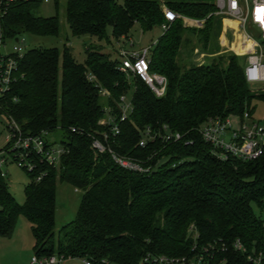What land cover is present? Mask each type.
<instances>
[{
    "label": "trees",
    "instance_id": "trees-1",
    "mask_svg": "<svg viewBox=\"0 0 264 264\" xmlns=\"http://www.w3.org/2000/svg\"><path fill=\"white\" fill-rule=\"evenodd\" d=\"M215 1L65 0V20L74 37L106 40L110 27L113 38L120 40L128 39L135 25L142 32L167 27L149 52V71L167 81L164 96L156 98L147 85L131 78L130 115L118 122L119 134L108 141L118 157L148 171L124 170L109 154L96 155L91 149L94 138L111 135L112 125L100 122L119 120L121 98L130 89L118 68V52L112 60L100 47L87 49L79 63L67 45L62 50L30 49L16 61L0 115L13 121L23 137L40 138L44 152L61 154L57 164H49L30 149L27 161L35 168H21L29 178L22 204L0 168V238H10L22 216L30 224L38 259L143 264L147 256L192 260L205 255V249L211 264H247L248 256L264 259V153L250 161L218 159L199 135L209 118H242L246 112L252 117V102H264V90L255 93L245 80L246 58L208 51L215 28L217 39L221 31ZM39 3L2 6L1 45L23 34L59 35L58 14L38 16ZM55 6L58 11V0ZM164 9L179 18L168 22ZM181 18L204 25L185 27ZM189 36L212 56L208 63L199 65L191 58L196 47ZM187 46L183 62L181 52ZM147 128L155 139L141 147ZM171 132L179 133L181 141L164 142ZM8 157L15 162L12 154ZM57 182L82 191V196L74 220L55 232ZM237 242L243 252L234 250Z\"/></svg>",
    "mask_w": 264,
    "mask_h": 264
},
{
    "label": "built area",
    "instance_id": "built-area-1",
    "mask_svg": "<svg viewBox=\"0 0 264 264\" xmlns=\"http://www.w3.org/2000/svg\"><path fill=\"white\" fill-rule=\"evenodd\" d=\"M15 1L28 2L34 0H0V17L2 15V6ZM38 1L47 4L50 0ZM215 7L217 15H225L228 18L226 21L237 24V29L242 38L240 48H244L245 51L241 54L232 51L236 56H246L243 74L247 84L250 88L263 84L264 0H216ZM164 17L168 22H173L179 18V16L168 9H164ZM248 28L254 29L255 33L248 32ZM161 29L165 31L167 27L162 25ZM122 41L123 44H128L129 48L120 47L118 50L120 60L119 71L129 78L138 79L143 82L156 98L164 96L167 86L166 79L163 76L149 71V52L152 46L136 50L132 48L133 43L131 40L122 38ZM22 55L23 53L20 47H14L9 54L0 55V104L5 93L9 91L13 76L17 71L16 61ZM121 101H124V98H121ZM129 110L130 107L123 106L122 114L118 121L116 119H109L100 122L101 125H112L110 127L111 135L104 133L102 139L94 138L91 142V149L96 155L109 154L111 159L124 170L146 173L148 169L143 168L140 163L118 157L108 144L110 137H115L119 134L118 122L126 119ZM4 120L7 131L5 140L7 149L0 151L2 177L7 176L2 167L8 162V154L9 156L10 154L13 155L14 163L17 167L25 168L28 172H32L35 168L34 164L27 161L31 153L30 149L43 155L42 158L45 162L49 164L58 163L61 154L60 150L51 149L44 152V143L40 138L23 137L19 127L13 121L5 117ZM199 135L202 141L212 148L213 155L218 159L224 160L227 156H232L241 160L250 161L259 158L264 153V120L258 123L252 122L251 116L247 112L243 114L242 118L234 115L209 118L199 130ZM147 139H155L154 133L150 128L145 130L144 139L139 142V146L143 147ZM162 139L164 142H177L181 141L182 136L179 133L171 132L164 135ZM36 180L39 181L40 176ZM233 247L235 251H244V248L238 242ZM206 253L207 250L205 249V255H198L192 260L147 256L143 264H211L206 257ZM61 263L62 258L54 256L41 259L33 256L30 261V264ZM84 264L90 263L84 262ZM247 264H264V259L260 256H248Z\"/></svg>",
    "mask_w": 264,
    "mask_h": 264
},
{
    "label": "rangeland",
    "instance_id": "rangeland-1",
    "mask_svg": "<svg viewBox=\"0 0 264 264\" xmlns=\"http://www.w3.org/2000/svg\"><path fill=\"white\" fill-rule=\"evenodd\" d=\"M118 3H122V0H117ZM65 0H58V11L55 6V0H50L49 3L43 4L39 3L37 7V15L41 17H52L58 14L60 21V31L57 37H39L30 34H23L18 36L17 39H9L5 41L3 45L0 44V55H6L11 53L14 47H20L22 53L33 49V48H57L62 50L64 45L70 47L73 57L79 63H83L86 58L87 49H97L101 48V52L109 54L112 60L117 59V52L120 47L129 48L128 44H123L122 40H116L112 36L111 28L106 29V40L103 39L99 41L97 38L90 36L74 37L72 36L68 25L65 20ZM215 16L221 21L218 24H221V31L217 39L218 26L215 28V34L212 35L211 41L208 46L209 52H215L221 47L227 49L225 53L234 54L235 51L238 54H241L245 49L240 48L241 44V35L237 29V24L235 22L226 21L228 18L225 15ZM182 21L185 18H181ZM201 27H190V28H202L204 21ZM184 25V22H183ZM234 29V30H233ZM248 32L252 34L255 33L254 29H247ZM163 34V31L160 27H156L148 32H142L138 25H135L130 34L129 40L132 41L134 49L138 50L141 48H146L152 46L155 41ZM225 36L221 39L222 45L219 43V38ZM192 45H195V49L191 58L196 57L200 58L202 53L200 46L197 43L194 36H189ZM118 42H120L118 44ZM190 46H187L185 51H182L181 59L186 61L187 50ZM233 50V51H232ZM151 52V51H150ZM221 52L220 54H222ZM264 53V46H263ZM246 58V56H238ZM208 57L204 56V60H207ZM212 59V57L208 58ZM198 64V61H195ZM127 77V76H126ZM129 81L130 89L124 96V107L132 108V97L134 93V85L131 78L127 77ZM252 91L258 93L264 90V83L260 85H255L251 87ZM252 106L254 108L251 121L258 123L261 120H264V102L253 101ZM130 115V112L127 113V117ZM109 116V115H107ZM102 121H105L104 119ZM6 135L7 131L5 128L4 117L0 116V150L5 148L6 145ZM57 135V134H56ZM58 147L59 145H55ZM4 173L7 175V181L9 184V190L15 200L22 204L24 202V187L29 183V178L26 173L17 165L12 162L11 158L8 157V162L2 167ZM82 196V191L73 188L67 183L57 182V191H56V213H55V232L61 229L64 225L68 224L74 220ZM264 218V215H263ZM33 238L31 235L30 224L27 220L20 216L16 222L13 234L10 238H0V264H30L31 258L33 257ZM62 264H84L83 260L80 259H69L64 261Z\"/></svg>",
    "mask_w": 264,
    "mask_h": 264
},
{
    "label": "crops",
    "instance_id": "crops-1",
    "mask_svg": "<svg viewBox=\"0 0 264 264\" xmlns=\"http://www.w3.org/2000/svg\"><path fill=\"white\" fill-rule=\"evenodd\" d=\"M183 22H184V26L185 27H201V25H202V23L203 22H200V21H195V20H190V19H187V18H185V19H183ZM225 36H222L221 38H219V43H220V45H222V42H221V39L222 38H224ZM120 40H122V39H120ZM226 50L227 49H224V48H220L219 49V51H220V53L221 52H226ZM196 56H200V58L199 59H197L196 57H193L194 58V61H198V64L199 65H202V64H206L207 63V61H205L203 58H204V56H206V57H212V56H210V55H206V54H200V55H197L196 54ZM207 60H209L208 58H207ZM62 264V263H61Z\"/></svg>",
    "mask_w": 264,
    "mask_h": 264
}]
</instances>
